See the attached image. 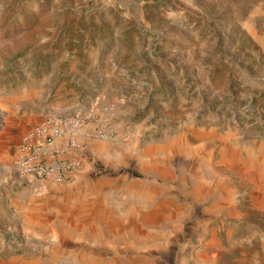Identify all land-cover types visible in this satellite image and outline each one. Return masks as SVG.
<instances>
[{
    "label": "rangeland",
    "instance_id": "obj_1",
    "mask_svg": "<svg viewBox=\"0 0 264 264\" xmlns=\"http://www.w3.org/2000/svg\"><path fill=\"white\" fill-rule=\"evenodd\" d=\"M77 112L94 157L32 190ZM0 264H264V0H0Z\"/></svg>",
    "mask_w": 264,
    "mask_h": 264
},
{
    "label": "built area",
    "instance_id": "obj_2",
    "mask_svg": "<svg viewBox=\"0 0 264 264\" xmlns=\"http://www.w3.org/2000/svg\"><path fill=\"white\" fill-rule=\"evenodd\" d=\"M92 119V114L82 112L40 119L16 150L15 165L21 182L41 191L48 183L72 180L84 161L67 154L80 147L79 138ZM98 136L104 137V133Z\"/></svg>",
    "mask_w": 264,
    "mask_h": 264
},
{
    "label": "crops",
    "instance_id": "obj_3",
    "mask_svg": "<svg viewBox=\"0 0 264 264\" xmlns=\"http://www.w3.org/2000/svg\"><path fill=\"white\" fill-rule=\"evenodd\" d=\"M104 103H102L101 105V111H109V109H111L112 107H114L116 104H117V101L115 100H112L110 97H106L104 100H103ZM89 126H87L86 130L84 131V134H82L79 138V144H80V147L77 148L75 151H72L70 153H68L67 155L72 157V156H75V157H80L82 159H84L85 161L88 160V158H93L94 155H93V151H94V148H93V145H92V142H90V140L88 139H85V134H86V131L88 130ZM49 187H50V183H48L46 185V188L45 190H49Z\"/></svg>",
    "mask_w": 264,
    "mask_h": 264
},
{
    "label": "trees",
    "instance_id": "obj_4",
    "mask_svg": "<svg viewBox=\"0 0 264 264\" xmlns=\"http://www.w3.org/2000/svg\"><path fill=\"white\" fill-rule=\"evenodd\" d=\"M137 175V174H136ZM138 176V175H137Z\"/></svg>",
    "mask_w": 264,
    "mask_h": 264
}]
</instances>
